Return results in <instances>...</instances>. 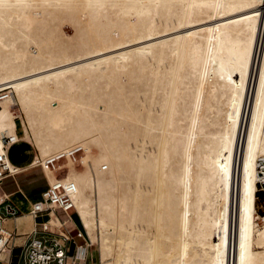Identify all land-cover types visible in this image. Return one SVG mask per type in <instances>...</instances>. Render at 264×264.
<instances>
[{
    "label": "bare ground",
    "instance_id": "1",
    "mask_svg": "<svg viewBox=\"0 0 264 264\" xmlns=\"http://www.w3.org/2000/svg\"><path fill=\"white\" fill-rule=\"evenodd\" d=\"M0 157L42 163L50 228L74 185L66 264H264V0H0Z\"/></svg>",
    "mask_w": 264,
    "mask_h": 264
},
{
    "label": "built area",
    "instance_id": "2",
    "mask_svg": "<svg viewBox=\"0 0 264 264\" xmlns=\"http://www.w3.org/2000/svg\"><path fill=\"white\" fill-rule=\"evenodd\" d=\"M73 152L75 154L78 152ZM4 167V162L2 158L0 157V174L1 169ZM264 168V166H263ZM260 174L263 176L264 171L262 170ZM261 186V190L264 191V182H259ZM61 188L63 189V194L66 193L65 197H63L64 202L58 204V207L56 208L63 210L64 212L68 213V208L71 207L69 205H65L68 202H72V199L70 197L71 193L74 192L73 189L75 188L74 185H70L68 188L62 185ZM57 187H51L49 186V189L44 192L43 194H47L51 191V196L49 197L48 201L54 202V191H56ZM8 200L2 201L3 203L0 204L3 205ZM37 202V201H36ZM38 203H36L37 205ZM6 212L9 215H16L17 210L15 206H12L10 204H6ZM32 211H35L36 218H39L41 215L45 214L48 219L42 223H38L37 229L28 237L27 242L23 246V251L19 255V260H23L24 264H66V261L68 259L69 254L76 253V250L78 248V244L76 242L77 237H82L83 233L78 231L75 235H70L67 232V235L62 232L53 231L51 228L46 225L47 222H49V219L51 215L49 214L48 210L40 209V207L37 205ZM2 231L0 227V232ZM59 239H62L63 242H59ZM76 244V249L74 252H72V244ZM15 249V246L12 247L11 252ZM2 251V250H1ZM77 264V263H76Z\"/></svg>",
    "mask_w": 264,
    "mask_h": 264
},
{
    "label": "crops",
    "instance_id": "3",
    "mask_svg": "<svg viewBox=\"0 0 264 264\" xmlns=\"http://www.w3.org/2000/svg\"><path fill=\"white\" fill-rule=\"evenodd\" d=\"M25 168H29V167L21 168V169L15 171V172L21 171V170H23ZM10 172H12V171H10ZM46 174H47V172H46ZM24 177L25 176H23L22 179H19L17 176L9 175L8 178L2 180V183H0V204L3 203L2 201L8 200L5 204H3V205L0 206V208H2V212L5 213V214H2L0 212V216L2 218H5L3 220V226H4L5 229H7L6 231L11 235V237H10V244L9 245L11 247L12 246H15V249L10 254H6V257H5L6 260H4V263L5 264H16V262L19 261V255L23 251V246L27 242L28 237L37 229L38 223H42V222H44V221H46L48 219V217L45 214L41 215L39 218H36L35 215L32 213V207H33V205L35 203L40 202L42 199L41 200L32 201L31 198L25 193V190L23 188L22 182L23 183H26V184H28V183L26 182L27 181V178H24ZM47 178L49 180L48 174H47ZM8 179L12 180L11 183H10V186L11 187L12 186L15 187V189L12 190V191H6L2 187L3 183L6 180H8ZM17 195H20L22 197L21 201L15 200L13 198L14 196H17ZM22 201H23V203H22ZM6 204H10L12 206H15V208L17 210V214L14 215V216L7 214L6 208H5L6 207ZM56 211L57 210H55V212ZM70 212L71 211H69L67 213L68 216L70 217L69 219L61 220L59 218L64 223V228L63 229H59L56 226H52L51 229L53 231L65 232L66 234L68 232L70 235H72V234L75 235V233H73L70 230V228H68V225H69L70 221H72V218L70 216L72 214V212L71 213ZM17 218H18V220H17ZM22 218H24V219H22ZM41 218L42 219L45 218V219L41 220ZM50 222H51V217L49 219V223ZM73 227H74L73 229H76L77 231H80V232L83 231V229L79 228V226L76 223H74ZM88 260H89V257L86 260L87 264H88Z\"/></svg>",
    "mask_w": 264,
    "mask_h": 264
},
{
    "label": "rangeland",
    "instance_id": "4",
    "mask_svg": "<svg viewBox=\"0 0 264 264\" xmlns=\"http://www.w3.org/2000/svg\"><path fill=\"white\" fill-rule=\"evenodd\" d=\"M66 31L71 36L73 35V31H72L71 28L67 27ZM17 111L19 113V116L16 119L17 131H18L19 135H22L24 133V127H23V124H22V111L20 109H17ZM20 149H22L21 145H10V146L7 147L8 155L10 156V158L12 159L13 162H19L20 161V159H21V157L19 155ZM25 149L31 150L32 151L31 152L32 155L38 153V151L34 147H30L28 145H24V150ZM80 154H82V152H79L78 154H76V156L77 155L79 156V157L77 156L78 159L80 158ZM80 164H82V163L80 162ZM36 165H41V166H36ZM53 167H54V165H52V168ZM55 168H53V169H55ZM45 170L46 169L44 168L42 163H38V164L32 165L29 168L23 169L21 171L14 172V173L11 172V173L14 174V176H17L19 179H22L23 176H25L24 178H27L26 182L28 184L22 182L23 188L25 190V193L31 198V200L35 201V200H41L42 199V196H41L42 193L44 191H46L48 189V187H49L50 181L47 178L48 172L45 171ZM46 172H47V174H46ZM4 174H5L4 176H6L4 179H6V178L9 177L10 173H8L7 171H4ZM11 181L12 180L8 179V180H6L3 183L2 187L6 191H12V190L15 189V187H13V186L11 187L10 186ZM0 183H2V181H0ZM259 186H260V184H259ZM259 189L260 190L258 191V194H257L258 195L257 207H258L259 214L264 216V191L261 190V186H260ZM13 198L15 200H19V201H21V199H22V197L20 195L14 196ZM22 203H23V201H22ZM0 212L2 214H5V213L2 212V208H0ZM71 212H72L71 218H72L73 222L70 221V223L68 225V228H70V230L73 233L77 234L78 231L76 229H73L74 228L73 227L74 223H76L79 226V228H81V229H83V228L81 226V223H80V220H79V217H78L77 213L74 212L73 210ZM56 213H57V215L59 216V218L61 220H65V219H69L70 218L68 216V214L66 212H64L63 210H61V209H58L56 211ZM43 219H45V218H43ZM43 219L41 218V220H43ZM75 240H76L78 245L79 244L85 245L86 243H88V237H87L85 231H84V235L82 237H77ZM71 249H72V252H74L75 249H76V244L73 243ZM88 249H89V252H90L88 264H93L95 262H98V259H99L98 247L92 248V247L88 246ZM16 264H24V261L21 259L18 262H16Z\"/></svg>",
    "mask_w": 264,
    "mask_h": 264
}]
</instances>
